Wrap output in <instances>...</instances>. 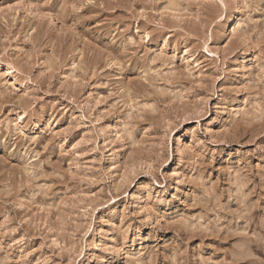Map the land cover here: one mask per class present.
Wrapping results in <instances>:
<instances>
[{"label": "rangeland", "instance_id": "obj_1", "mask_svg": "<svg viewBox=\"0 0 264 264\" xmlns=\"http://www.w3.org/2000/svg\"><path fill=\"white\" fill-rule=\"evenodd\" d=\"M0 264H264V0H0Z\"/></svg>", "mask_w": 264, "mask_h": 264}]
</instances>
